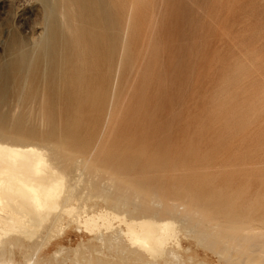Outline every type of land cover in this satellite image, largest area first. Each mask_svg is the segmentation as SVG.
I'll use <instances>...</instances> for the list:
<instances>
[{"label": "rangeland", "instance_id": "rangeland-1", "mask_svg": "<svg viewBox=\"0 0 264 264\" xmlns=\"http://www.w3.org/2000/svg\"><path fill=\"white\" fill-rule=\"evenodd\" d=\"M34 123L73 161L93 150L82 211L155 198L190 217L154 253L116 222L99 241L71 221L34 264H264V0H0V124Z\"/></svg>", "mask_w": 264, "mask_h": 264}, {"label": "bare ground", "instance_id": "bare-ground-1", "mask_svg": "<svg viewBox=\"0 0 264 264\" xmlns=\"http://www.w3.org/2000/svg\"><path fill=\"white\" fill-rule=\"evenodd\" d=\"M33 25H35V24H33ZM43 32H45V31H43ZM38 42H36V44ZM20 61L23 62V59L22 60L18 59L17 61L12 62L9 65V68L12 69V67H14L16 64L17 65L20 64L21 63ZM114 107H116V106H114ZM110 115H111V113H110ZM54 141L55 140L53 138H51V136L45 134L43 130L38 129L37 123L32 124L30 126V128H27V129H23V127H21V126L20 127H13L12 125H10V126L6 127L4 124H0V264H18V261L20 258L17 259L18 260L17 262L14 261L15 259H13L12 255L7 258L5 248L7 246H13L15 244L19 245V247L22 248V246H24L27 243L30 245V249L33 250V253L31 252L32 256H30L28 253H25L26 251L23 253L24 264H34V256L39 252L45 238L47 239V237L50 236L51 234H53L54 232H58L59 230H62L63 227L65 225L67 226L69 224V222H71V221L72 222L75 221V222H78L80 224L78 227L76 226L78 231H82V229H84L92 237H94V239L97 238L99 240L100 238H102L103 241L105 238L102 237L103 236V231H101L102 229L107 230L110 228V230H111V228H112V230H115V228H118L116 226L113 229V227L116 223H118V226H120V228H121V225H125L126 229L118 228L120 230V231L119 230L118 231H119V233L120 232L123 233L122 236L123 235H126V237L128 236L127 237L129 240L128 242L137 246L138 248H144V250L146 249L148 252L154 253L157 251L158 244L160 245V243L162 244V242H165V241H163V236H165L164 234L166 233L167 230H169L171 223L174 222L173 220L175 219V216L177 217L176 219L182 220V223H183V219H181V218H184V220H185L188 217V216L186 217L187 214H183L185 212H183V213L181 212L182 211L181 205L183 206V204L175 202V201H172L170 203L174 207L175 213L172 214L173 215L172 217L171 216L170 217L165 216V213L170 211V206L165 205L163 207L159 203V201L155 200V198L151 204L152 206L151 205H142L140 213H137V214H130V211H127V210H124V211L122 210V212H120V211H118V209H116L117 211H113L115 209L114 207H113L114 209L109 207L106 210H99V211H94V209H93V212H91L92 209L90 210L88 208H87V210H90V212H86L87 210L82 211L84 207L82 209H80L79 205L83 204L84 200L91 198L90 196L92 193L91 194L89 193L90 196L89 195H88V197L86 196L87 199H84V200L80 199L78 196L82 197V194L85 193L86 190H84L85 192L80 191L79 189L82 187H80L79 185L82 182H84L86 179L87 174H85L86 173L85 170L87 169V167H85V166L89 162L88 160L90 159V157L92 158L91 154H92L93 150L90 153V157H87V158L80 157V158H78V160L73 161L69 158L70 156L67 157V155L62 154L63 151H62V153H60L59 152L60 150L58 151L57 148H52L51 145H48V143H51V142L54 143ZM57 145H59V143ZM96 150H97V148H96ZM86 152H88V151H86ZM86 155H88V154H86ZM78 157H79V155H78ZM84 168H85V170H84ZM91 169H92V172H90ZM91 169L87 170L91 173V175L89 174L90 178L94 177V179H96L95 175L92 174L93 172L95 173V170H93L92 167H91ZM71 170L73 171L72 175L70 173ZM98 174H96V175L98 176ZM99 178H98V180H99ZM104 178H105V176H104ZM108 178H109V176H108ZM100 182L101 181L99 180V183ZM105 183H106V185H105ZM105 183H104V185L106 186V188L101 187L98 190L99 193L107 195L109 192L115 190L114 187H113L114 189L111 188L112 182H111V184H108L111 187L107 186L108 182H105ZM114 183H116V182L114 181ZM112 185L114 186V184H112ZM78 186H79V188L77 190ZM83 187H85V186H83ZM116 191H113V192L118 193ZM76 192H79V195L77 194V196L76 195L75 196L78 197L79 201L82 200L79 203L77 201L78 199H76L78 204L72 203V199H73L72 197L74 196V193H76ZM80 192H82L81 195H80ZM87 193H88V190H87ZM109 194H111V193H109ZM156 195L157 194H155V196ZM83 196H85V195H83ZM122 196H123V194H122ZM83 198H85V197H83ZM133 199L134 198H132V200ZM84 202H85L84 204H87V201H84ZM119 202H120V199H119L118 203ZM160 202H161V200H160ZM125 203H127V202H125ZM136 205L134 207H136ZM159 205H160V208L163 207V211H161V212H163V215H158L160 210L162 209V208L158 209ZM152 210H153V212H152ZM181 213H182V215H185L186 218L182 217ZM195 214L197 215V212ZM195 214L192 213V215H195ZM169 215H170V213H169ZM190 216H191V214H190ZM188 218H190V217H188ZM176 219H175V221H176ZM176 223H177V221H176ZM176 223H174V224L178 226V223L177 224ZM181 228H183L182 225H181ZM64 229H65V227H64ZM177 229H179V228H177ZM183 229L186 230V228H183ZM192 229H190V230H192ZM215 229H217V228H215ZM172 230H169V231H171V232L177 231L175 229H174V231H172ZM180 230H178V231H180ZM187 230H186V232H187ZM116 231L117 230H115V232ZM109 232H110V234H112L113 231H109ZM109 232H108V234H109ZM115 232H113V233H115ZM115 235H117V234H115ZM115 235H114V237H116ZM172 235L174 236V234H171L170 238L173 237ZM202 236H201V238H202ZM117 237H120V236L117 235ZM184 237H186V236H184ZM113 238H112V240H113V242H115L114 241L115 239H113ZM121 238H123V237H121ZM199 238H200V236H199ZM107 240H105V241H107ZM118 240L120 241V238ZM118 240H116L115 243H117ZM121 241H120V243L118 242L119 245L121 244L120 246H122V247L124 245V248H126L127 245L125 246V244H124V243H126V241L124 240L125 242L123 241L122 243H121ZM202 241H203V239H202ZM99 243L104 244L105 242H103V243L99 242ZM176 243L178 244L179 242H176ZM81 244H83V243H81ZM106 245H107V243H106ZM128 245H130V244H128ZM210 245H209V248H210ZM77 246H79V245H77ZM81 247H83V245ZM122 247H120V248L123 249ZM137 247H136V249H137ZM161 247L162 246H160V248ZM238 247H239V245H238ZM127 248H129V246ZM212 248H213V246L211 247V249ZM78 249H79V247H78ZM95 249H96V247H95ZM167 249H168V247H167ZM211 249H210V251H211ZM83 250H85V249H83ZM127 250H129V249H127ZM131 250H133V249H131ZM171 250H173V247L171 248ZM171 250H170V252H168L169 253L168 255L170 257L172 255L173 259L175 258V261L177 262L178 255L175 252H172ZM123 251H125V250H123ZM55 252H56L55 254H58L57 250ZM133 253L136 254L135 251L132 252V254ZM143 254H144V252H142V255ZM147 254H149V253H147ZM147 254H145V257H147ZM137 255H138V253H137ZM139 256L143 257L144 255L143 256L138 255V257ZM55 257H54V259H55ZM170 257H168V258L170 259ZM147 258H150L149 255ZM138 259L140 260L141 258H138ZM145 260H147V259H145ZM151 260L152 259H150V261ZM160 260H162V259H160ZM166 260H167V258H166ZM142 261H144V260H142ZM165 261H163V263H165ZM157 262H155L153 264H156ZM173 262H174V260L172 261V263ZM65 264H66V262H65ZM149 264H152V263L150 262ZM174 264H177V263H174ZM179 264H180V262H179Z\"/></svg>", "mask_w": 264, "mask_h": 264}]
</instances>
